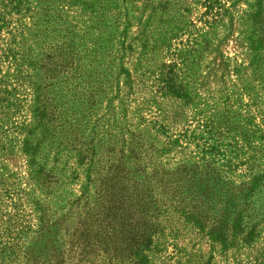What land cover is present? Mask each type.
Instances as JSON below:
<instances>
[{
    "label": "rangeland",
    "instance_id": "rangeland-1",
    "mask_svg": "<svg viewBox=\"0 0 264 264\" xmlns=\"http://www.w3.org/2000/svg\"><path fill=\"white\" fill-rule=\"evenodd\" d=\"M162 1L163 30L129 29L126 104L160 130L159 145L167 135L189 139L158 154L131 143L103 186L88 182L85 160L99 154L100 144L94 122L100 111L92 109L78 140L86 158L76 168L73 158L63 159L60 170L50 155L44 168L54 175L47 182L55 189H42L22 151L21 129L32 122L35 84L45 69L27 64L18 74L0 60V91L9 102L17 99L9 110L0 106V235L4 228L9 236L27 232L43 215L31 257L59 253L58 227L70 222L80 226L88 256L107 254L117 264H264V0ZM157 2L143 0L145 11ZM157 69L164 80L159 90L149 81ZM204 119L215 127L206 128L213 149L201 161L196 144L203 140L192 130ZM207 163L210 172L199 176L190 169ZM159 176L176 187L156 197L146 178ZM21 238L30 240L27 233Z\"/></svg>",
    "mask_w": 264,
    "mask_h": 264
},
{
    "label": "trees",
    "instance_id": "trees-1",
    "mask_svg": "<svg viewBox=\"0 0 264 264\" xmlns=\"http://www.w3.org/2000/svg\"><path fill=\"white\" fill-rule=\"evenodd\" d=\"M161 3L158 0L146 12L143 0H0V60L15 66L18 74L27 64L36 65L40 71L45 69L35 84L32 122L25 123L21 129L25 130L22 151L30 156L31 171L42 179V189L49 193L55 189L47 182V177L54 175L44 168L50 155L58 168L63 159L73 158L76 168L86 158L87 147L81 146L78 140L84 133L83 117L92 109L95 114L100 111L94 118L99 154L85 161L90 167L88 182L96 180L98 186L107 181L106 172L119 165L131 143L135 142L144 151L148 145V150L158 154L179 141H188L186 136L174 134L167 135L166 143L159 145L160 130L148 127L150 121L139 108L130 113L126 104L131 83L124 65L131 47L129 29L137 24L143 27L142 34L147 27L163 30L158 11ZM261 36H252V42ZM258 60L253 58L256 65ZM150 75V86L156 90L163 88L162 71L153 70ZM8 98V92L1 90L0 106L7 110L17 101L9 102ZM205 119L198 131L192 130L194 138L203 140L196 144L197 159L201 161L213 149L204 135L209 134L206 128L211 130L215 125ZM207 164L190 169L199 176L201 172H210ZM158 171L157 163L155 172ZM146 179L156 197L162 190L167 192L176 187L169 188L160 176ZM44 221L41 215L40 223L34 228L27 226V232L21 228L11 236L9 228H4L5 235H0V264H117L107 254L88 256L78 239L80 226L70 222L58 227L59 253L31 257L27 252L36 242ZM24 233L29 235V242L20 239Z\"/></svg>",
    "mask_w": 264,
    "mask_h": 264
}]
</instances>
